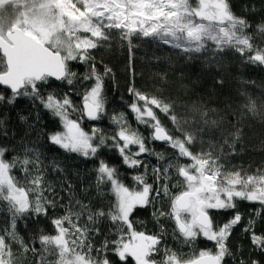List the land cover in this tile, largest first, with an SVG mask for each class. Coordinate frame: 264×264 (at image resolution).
I'll return each instance as SVG.
<instances>
[{"label": "snow or ice", "instance_id": "6c2138e0", "mask_svg": "<svg viewBox=\"0 0 264 264\" xmlns=\"http://www.w3.org/2000/svg\"><path fill=\"white\" fill-rule=\"evenodd\" d=\"M250 27L246 18L233 11L230 0H0V86L11 91L7 98L0 93V103L11 105L20 97H28L57 118L60 128L43 133L47 141L67 153L96 158L95 187L97 191L106 188L112 196L107 209L93 210L91 202L77 197L75 186L59 163L54 161L52 170L65 179L55 184L47 179L39 147H25L10 158L6 153L11 150L0 147V201L6 202L8 216L7 226L0 228V264H19L14 245L23 254H36L35 246L30 248L19 235L17 222L29 215L48 216L49 210L57 207L63 214L51 218L55 234L38 236L43 252L55 256L54 264H113L111 256L119 264H226L227 257L235 259L229 240L243 219L238 201L260 205L243 230L254 248L264 252V232L256 231V218L264 216V170L230 171L221 163L225 147L235 152L239 129L225 136L222 144L207 141L205 151L202 134L220 130L223 118L210 119L211 110L200 111L194 106L193 110L200 112L198 124L207 129L192 131L194 122L178 115L174 102L148 95L134 85L128 89L133 99L127 107L137 125L150 129L149 137L133 128L124 112L111 116L116 127L112 135L97 126L87 130L83 126L85 119L100 121L107 111L105 81L112 70L100 61L101 71L93 51L110 44L114 32H119L129 48L133 37H154L185 53L233 50L248 63L264 66V47L254 42ZM257 30L264 33V24L257 25ZM73 62L88 65L79 80L91 81L89 88L76 93L70 87L62 96L41 91L53 78L74 87L78 76L71 68ZM73 95L79 96V105ZM244 107L253 115L264 112V105L258 106L252 98ZM158 112L168 117L179 135L161 122ZM35 120L41 122L39 111ZM3 124L0 120V126ZM146 140L167 144L175 156L160 163L165 156L149 147ZM197 142L202 147L194 152ZM105 148L117 151L128 168L144 169L131 177L132 186L124 182L115 165L99 159ZM152 155L158 163L151 169L149 183L143 157ZM180 159L188 162L173 163ZM16 171L22 172L23 183ZM81 191L86 193L87 189ZM61 192L67 197L64 203ZM164 198L168 200L167 211L157 206ZM148 207L154 209L152 216L158 224L161 218L173 221V237L182 239L189 248L187 253L168 246L163 225L154 232L135 221L136 210ZM229 210L234 214L223 224H216L212 213ZM105 218L111 222L115 238H105L97 248L92 240L100 234L98 223ZM201 238L214 247L195 248ZM38 264L49 262L41 256ZM237 264L246 262L239 260ZM250 264L260 262L252 260Z\"/></svg>", "mask_w": 264, "mask_h": 264}, {"label": "trees", "instance_id": "16d2710c", "mask_svg": "<svg viewBox=\"0 0 264 264\" xmlns=\"http://www.w3.org/2000/svg\"><path fill=\"white\" fill-rule=\"evenodd\" d=\"M233 11L248 20L251 27L249 34L253 35L254 42L264 47V33L257 30V25L264 24V0H230ZM97 61V67L103 71L100 65L111 68L112 75L106 78L105 95L107 99V111L100 121H89L85 119L83 126L90 129L93 126L100 127L106 135H112L116 131L115 125L111 121L113 114L124 112L127 119L138 127L139 131L147 138L150 136V129L137 125L133 114L127 105L132 102V96L128 92L130 86H135L138 90L148 95H156L167 101L174 102L176 112L180 116H186L194 123L190 130L196 131L200 125V112L194 111V106L200 111L209 112V118L223 122L220 130H213L209 135L207 130L202 134L205 141L203 150H208L207 141L211 140L215 144H222L225 136L241 131L240 139L235 144V152L229 151L225 147V154L221 158V163L227 170L241 169L243 172L253 173L257 169L264 170V112L253 115L248 112L244 105L248 98H252L257 105H264V66L248 63L238 53L228 50L225 53L213 54L211 52L185 53L181 49L173 48L162 42L144 37H133L132 46L129 48L127 41L120 38L119 32H114L110 44L93 51ZM73 71L77 73L78 80L74 87L66 82H58L50 79L46 85L41 87L43 93L55 92L62 96L68 92L70 87L76 93H82L91 86V81L79 80L83 76L88 65L80 62L71 64ZM222 81V83H220ZM0 93L5 97L11 95L10 89L0 87ZM72 99L76 105L80 104L78 95H73ZM39 111L41 122L35 120V113ZM161 122L175 135H179L168 117L157 113ZM21 116L27 117V121L21 120ZM0 120L4 121L0 126V147H7L11 151L6 153V158L23 152L25 147H39L43 153L42 160L47 171V179L54 184L62 181L65 176L53 172L52 163L55 161L64 168L66 178L75 186L77 197L85 203L91 202L93 210L97 207H104L112 201V196L105 188L97 191L95 187V168L98 166L96 158H84L75 153H67L57 146L47 141L43 133L53 132L60 128L59 121L50 113L44 110L38 103L35 105L28 97H20L15 104L0 103ZM105 124V125H104ZM29 125H34L30 128ZM105 127V128H104ZM223 131V135H221ZM7 135H4V133ZM231 143V140L229 141ZM146 143L156 152L165 156L166 162L170 157L175 156V152L162 142L146 140ZM201 144L197 142L192 150H201ZM135 151V149H133ZM99 159L115 165L119 170L124 182L132 186L131 177L144 171L141 169H130L123 165L119 153L107 148L99 153ZM148 166L149 175L147 180L152 182L151 169L157 165L156 156L143 157ZM185 159L174 160L173 163H187ZM23 183L22 172L14 173ZM87 189V192H82ZM176 191V189H173ZM65 196L64 193H60ZM67 200L61 201L64 203ZM157 206L168 209V200L164 198L158 202ZM238 211L242 214L241 224L233 229L229 245L235 253V259L226 258V264H237L243 260L250 264L252 260H257L264 264V252L254 248L250 236L244 232L243 228L249 219H252V212L260 208V205L246 201H238ZM154 209L138 208L135 212V221L143 222L148 230L158 232L163 225L166 230L165 241L171 248L187 253L189 248L182 239L174 238L175 225L173 221L160 219L158 224L152 216ZM63 211L57 207L55 211L49 210L48 216H26L17 222V231L24 242L31 248L35 246L36 254L32 251L23 254L19 252L18 246L14 245L19 264H38L41 256H45L49 264H54L55 256L46 254L41 248L38 236L41 234H55L51 218L62 215ZM233 211H214L212 213L216 224L221 225L232 215ZM256 231L264 232V216L258 217ZM8 221L7 204L0 201V228L6 227ZM100 234L95 236L92 243L99 247L105 239H114L113 226L106 218L98 223ZM214 245L204 240L198 239L195 248H212ZM110 259L113 264H119L115 256ZM132 264V261H129Z\"/></svg>", "mask_w": 264, "mask_h": 264}, {"label": "rangeland", "instance_id": "374dc122", "mask_svg": "<svg viewBox=\"0 0 264 264\" xmlns=\"http://www.w3.org/2000/svg\"><path fill=\"white\" fill-rule=\"evenodd\" d=\"M138 37V36H137ZM139 37H142V36H139ZM144 38H149V39H152V40H155V41H159V42H162V43H164L162 40H160V39H158V38H154V37H144ZM165 45H167V46H170V47H173L172 46V44H166V43H164ZM173 48H175V47H173ZM102 120V119H101ZM129 121V123L132 125V127L133 128H135L134 126H135V124L133 125L132 124V122H130V120H128ZM105 125V124H104ZM105 128V127H104Z\"/></svg>", "mask_w": 264, "mask_h": 264}, {"label": "water", "instance_id": "95a60500", "mask_svg": "<svg viewBox=\"0 0 264 264\" xmlns=\"http://www.w3.org/2000/svg\"><path fill=\"white\" fill-rule=\"evenodd\" d=\"M54 79V78H53ZM55 80V79H54ZM57 81V80H56ZM58 82H62V81H58ZM0 87H4V86H0ZM158 142V141H157Z\"/></svg>", "mask_w": 264, "mask_h": 264}]
</instances>
